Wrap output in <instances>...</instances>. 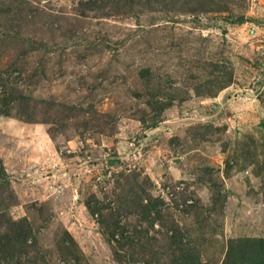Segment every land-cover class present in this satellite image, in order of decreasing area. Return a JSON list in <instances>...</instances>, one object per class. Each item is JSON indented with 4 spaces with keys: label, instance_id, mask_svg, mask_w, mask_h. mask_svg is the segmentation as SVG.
Wrapping results in <instances>:
<instances>
[{
    "label": "rangeland",
    "instance_id": "1",
    "mask_svg": "<svg viewBox=\"0 0 264 264\" xmlns=\"http://www.w3.org/2000/svg\"><path fill=\"white\" fill-rule=\"evenodd\" d=\"M263 59L264 0H0V264L258 251Z\"/></svg>",
    "mask_w": 264,
    "mask_h": 264
},
{
    "label": "trees",
    "instance_id": "2",
    "mask_svg": "<svg viewBox=\"0 0 264 264\" xmlns=\"http://www.w3.org/2000/svg\"><path fill=\"white\" fill-rule=\"evenodd\" d=\"M241 19V17L238 16H230L229 20L231 21H239ZM226 21V19H225ZM14 39V38H13ZM25 38H21L20 41L21 44H26V45H30L28 39L27 41H23ZM16 40V39H14ZM33 44L35 41H31ZM60 46V47H59ZM59 46H56L58 48H61V44ZM33 48V47H32ZM43 49L45 48L44 46H40L38 45V43L36 44V46H34L33 49ZM264 60V59H263ZM20 101H25V96L24 95H20L18 102ZM43 103H48V100L45 99L43 100ZM45 109V107H44ZM5 175V171L3 170V168L0 169V177ZM15 226V227H14ZM12 227L13 229V233L12 234H7V239H11V241H16L18 242V244H21V241H25V237H26V232L28 231V225L27 224H23L22 226H16L14 225ZM101 234L105 237L106 241L112 245L113 248V253L114 255L118 258L119 262L121 264H190V259L187 258V254L186 256L184 255V251H187L186 247L183 245V242L179 243L177 242V240L174 239V237H171L169 244H173L175 248H178L180 251V253L183 255H175V256H171L168 260L165 259H161L159 256V254H153L152 252L146 254H142L141 256H139L138 258L135 257L134 258V254L131 252V254H128V250H124V246H127L128 248H132L134 241H132L131 239H126L125 244L123 242H121V240H117L116 238H114V230L115 229H109L106 228L104 226H101L100 229H98ZM173 236V235H172ZM264 242V241H263ZM141 245V244H140ZM142 247V246H140ZM242 248V246H239V248L236 250V253L238 254V256L242 257L241 260L239 261H235V259L237 258V256L231 258L229 257V252L228 254H226L225 256V261L224 263L227 264H237L236 262H239L238 264H264V243L261 247H259L260 249H256V247H254L252 244H250L249 248L246 251H240V249ZM188 252V251H187ZM239 252V253H238ZM256 252L258 253V255L256 254ZM255 254V255H254ZM160 258V259H159Z\"/></svg>",
    "mask_w": 264,
    "mask_h": 264
},
{
    "label": "water",
    "instance_id": "3",
    "mask_svg": "<svg viewBox=\"0 0 264 264\" xmlns=\"http://www.w3.org/2000/svg\"><path fill=\"white\" fill-rule=\"evenodd\" d=\"M171 162L176 164V165H180V159L179 158L172 159Z\"/></svg>",
    "mask_w": 264,
    "mask_h": 264
}]
</instances>
